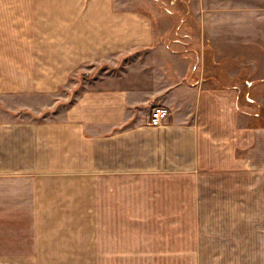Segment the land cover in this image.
Masks as SVG:
<instances>
[{"label": "crops", "instance_id": "crops-1", "mask_svg": "<svg viewBox=\"0 0 264 264\" xmlns=\"http://www.w3.org/2000/svg\"><path fill=\"white\" fill-rule=\"evenodd\" d=\"M0 31V264H264V0H0Z\"/></svg>", "mask_w": 264, "mask_h": 264}, {"label": "rangeland", "instance_id": "rangeland-1", "mask_svg": "<svg viewBox=\"0 0 264 264\" xmlns=\"http://www.w3.org/2000/svg\"><path fill=\"white\" fill-rule=\"evenodd\" d=\"M128 2L130 3V5H137L140 9H145L146 8V3L147 0H123V2ZM160 2V4H164L166 5L167 3L169 4H173L176 3L178 1H183V0H158ZM188 1V0H185ZM49 34V33H48ZM58 36H56L55 33V37L58 38L59 40H61V38H63V40L65 39V33L64 32H57ZM0 39L3 43L7 42L10 45V51L12 52L13 50L15 51V53L17 52V35L16 32L14 31H7V32H2L0 31ZM39 47H41V51L39 53V56L41 58V69H46L47 71H49V66H50V61L51 58L49 56V43H39L38 45ZM17 57V56H15ZM64 91V90H63ZM64 93L61 92V95L64 97L63 95ZM61 96V97H62ZM51 102H53V98H49L48 97H43L42 98V106H46L49 107V105L51 104ZM49 111V110H48ZM97 225H90V229L91 230H96ZM192 228V225H187V230H190Z\"/></svg>", "mask_w": 264, "mask_h": 264}, {"label": "built area", "instance_id": "built-area-1", "mask_svg": "<svg viewBox=\"0 0 264 264\" xmlns=\"http://www.w3.org/2000/svg\"><path fill=\"white\" fill-rule=\"evenodd\" d=\"M168 110L164 106H155L151 109L148 124L152 127L160 126L168 117Z\"/></svg>", "mask_w": 264, "mask_h": 264}]
</instances>
